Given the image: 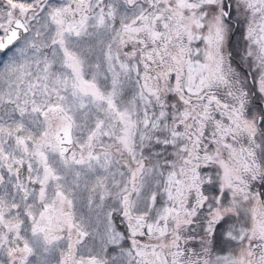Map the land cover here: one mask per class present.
Wrapping results in <instances>:
<instances>
[{
	"label": "snow or ice",
	"instance_id": "snow-or-ice-1",
	"mask_svg": "<svg viewBox=\"0 0 264 264\" xmlns=\"http://www.w3.org/2000/svg\"><path fill=\"white\" fill-rule=\"evenodd\" d=\"M0 264H264V0H0Z\"/></svg>",
	"mask_w": 264,
	"mask_h": 264
}]
</instances>
